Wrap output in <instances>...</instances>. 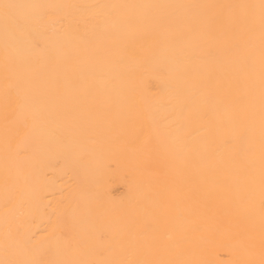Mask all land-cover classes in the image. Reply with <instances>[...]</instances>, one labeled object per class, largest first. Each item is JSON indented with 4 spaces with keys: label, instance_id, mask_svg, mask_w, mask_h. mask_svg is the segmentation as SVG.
<instances>
[{
    "label": "bare ground",
    "instance_id": "bare-ground-1",
    "mask_svg": "<svg viewBox=\"0 0 264 264\" xmlns=\"http://www.w3.org/2000/svg\"><path fill=\"white\" fill-rule=\"evenodd\" d=\"M0 264H264V0H0Z\"/></svg>",
    "mask_w": 264,
    "mask_h": 264
}]
</instances>
